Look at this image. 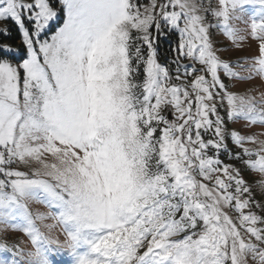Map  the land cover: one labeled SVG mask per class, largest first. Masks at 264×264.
Returning a JSON list of instances; mask_svg holds the SVG:
<instances>
[{
	"label": "snow or ice",
	"instance_id": "6c2138e0",
	"mask_svg": "<svg viewBox=\"0 0 264 264\" xmlns=\"http://www.w3.org/2000/svg\"><path fill=\"white\" fill-rule=\"evenodd\" d=\"M0 24V264H264V91L234 90L264 88V0H0Z\"/></svg>",
	"mask_w": 264,
	"mask_h": 264
},
{
	"label": "rangeland",
	"instance_id": "374dc122",
	"mask_svg": "<svg viewBox=\"0 0 264 264\" xmlns=\"http://www.w3.org/2000/svg\"><path fill=\"white\" fill-rule=\"evenodd\" d=\"M3 25L0 24V27H2ZM215 39L217 40L218 44L223 46V47H227L229 42L226 40V38L217 35L215 37ZM174 44V40L171 38H165V37H161L160 41H159V47H160V52H161V56L166 58V54L167 51L169 49L170 45ZM254 51V47H246L244 49H235V48H231L226 55L224 56V58L227 59H231L233 61L237 60L238 58H242L248 55H251ZM248 87H252L258 90H262L264 91V88H261V82L260 81H254V82H248V83H243V84H237L236 88L234 90L237 91H244L246 90ZM258 95V92L256 93ZM244 121H240L237 122L236 124L232 125V128L235 129H242L244 128ZM246 131H248L249 133H256L259 134L260 132L264 131V129H261L258 126H253L251 129H247ZM262 139H264V137H261ZM249 147H252V145H249ZM225 159V162H231L229 160H227L226 157H223ZM239 166V165H238ZM245 177V179L249 182V184L253 187V191L255 193H257V198H259V193H260V189L257 186L258 181L264 180V177H262L259 173L256 172H243L242 173ZM33 211L39 210L41 212H46L47 209L43 206V205H32L31 206ZM47 223H51V221H46ZM5 234L0 233V236H3ZM7 238L9 240H18V239H24V237L22 236V234H17V233H7ZM22 246H27V245H22Z\"/></svg>",
	"mask_w": 264,
	"mask_h": 264
}]
</instances>
